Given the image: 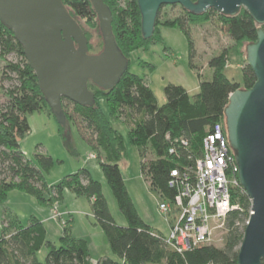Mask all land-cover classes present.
Wrapping results in <instances>:
<instances>
[{
  "label": "trees",
  "instance_id": "16d2710c",
  "mask_svg": "<svg viewBox=\"0 0 264 264\" xmlns=\"http://www.w3.org/2000/svg\"><path fill=\"white\" fill-rule=\"evenodd\" d=\"M102 1L110 10L111 31L119 51L128 61L127 69L111 90H101L88 82L87 88L94 97L91 106L75 105L61 98L67 126L58 125V132L66 139L69 123L75 124L79 135L96 153L100 171L125 219V226H119L111 217L101 184L91 177L87 169H78L49 185L43 172L52 167L51 157L35 154L36 163L21 152L19 141L29 131L28 115L36 112L52 115L21 45L1 22L0 59L3 65L0 69V90L5 99L0 102V204L5 202L11 191L24 193L44 207L60 202L65 190L86 198L96 224L116 256V260L100 257L94 264H236L238 246L250 211V202L244 192L240 188L231 190V204L236 208L227 216V234L222 248L198 246L183 253L175 252L164 244L163 237L148 226L136 211L119 170L124 152L123 139L110 121H117L122 116L129 119L126 136L141 157L142 179L161 199H172L175 191L168 186L170 171H183L193 166L201 155L203 138L214 125H220L226 135L223 111L229 94L237 89L250 88L255 79L246 61L241 69L240 83L227 78L224 74L227 51L222 49L207 63L212 70L211 79L199 80V91L192 99L181 86L167 84L163 87L165 102L158 106L144 80L129 72L131 53L160 42L159 27L179 29L191 53L193 44L189 27L196 20L210 21L212 17H217L220 30L235 46L244 45V48L256 40L258 28L264 31V24L256 25L243 9L233 17H226L211 9L193 15L180 6L178 16L161 21L160 8L153 35L144 40L140 34L136 0ZM61 2L77 24L78 19L84 20L89 25H96L99 31L89 0ZM82 32L89 53L88 36ZM9 56L13 60H7ZM4 83L9 84L7 88H4ZM100 99L106 104L107 116L99 107ZM144 147L149 149L152 158L145 157ZM170 150H173L172 153ZM11 220L13 222L7 224L9 228L3 227L0 234V264H91L86 241L72 237L66 228L62 231L59 245L55 246L47 241L45 228L39 221L32 219L27 225H22L13 217ZM43 246L47 252L41 263L36 254Z\"/></svg>",
  "mask_w": 264,
  "mask_h": 264
},
{
  "label": "water",
  "instance_id": "95a60500",
  "mask_svg": "<svg viewBox=\"0 0 264 264\" xmlns=\"http://www.w3.org/2000/svg\"><path fill=\"white\" fill-rule=\"evenodd\" d=\"M97 17L102 49L88 53L84 33L61 0H0V22L12 31L33 71L48 109L59 126H67L61 98L75 105L91 106L88 82L111 90L128 66L112 31L111 13L102 0H89ZM140 34L153 35L160 8L178 5L200 15L211 9L226 17L245 10L258 26L264 24V0H136ZM245 61L254 76L246 90L229 94L224 123L229 147L238 167V182L249 199L250 211L238 246L236 264L264 262V31L246 44Z\"/></svg>",
  "mask_w": 264,
  "mask_h": 264
},
{
  "label": "rangeland",
  "instance_id": "374dc122",
  "mask_svg": "<svg viewBox=\"0 0 264 264\" xmlns=\"http://www.w3.org/2000/svg\"><path fill=\"white\" fill-rule=\"evenodd\" d=\"M179 14L180 8L178 5L164 6L161 10L160 20L173 18ZM78 24L88 36V43L91 46L89 53L97 54L100 52L102 41L97 26L89 25L80 19H78ZM218 24V19L215 16L210 21L200 19L190 24V38L193 44L191 53L183 33L177 28L168 27H159L160 42L152 43L144 49L131 53L129 72L144 80L153 92L158 106L165 102L163 87L167 84L181 86L188 92L189 98L192 99L199 91V80L211 79L212 70L207 63L212 57L218 55L222 49L227 51L224 74L230 80L240 83L241 69L245 65L244 45L235 46L220 30ZM7 60H13V57L9 56ZM2 65L3 62L0 59V69ZM8 85V83L3 84L4 88H7ZM4 99L0 90V102ZM98 104L107 116L105 102L100 99ZM70 107L67 104V108L70 109ZM27 121L29 131L19 141L20 150L28 160L33 162H36L35 154L51 157L52 167L43 172L47 184L53 185L64 176L72 174L78 169H87L93 179H99L98 173L95 172V169L100 170L97 155L90 150V147L79 135L75 124L69 123L66 139H63L58 132V125L53 117L48 116L45 112L32 113L28 115ZM110 123L123 139L124 152L119 162V170L136 211L141 219L155 232L162 237H166L167 224L157 206L162 199L156 192L150 190L147 183L142 179L140 172L141 157L138 154V149L130 145L127 140L129 119L122 116L117 121L111 119ZM143 153L147 159L152 158L148 148L144 147ZM99 182L111 217L119 226H125V219L120 213L104 177ZM72 197L78 201H74ZM60 202L61 206L59 202H54L48 207L49 221L44 224L47 230V241L58 246L62 231L66 228L73 237L89 241V259L90 263L94 264L96 254L98 255L103 251V247L107 246V242L91 214L90 203L86 198L77 197L67 190L63 192ZM38 207L44 208L43 213H40L41 217L46 215L47 208L38 205L34 198L19 191H11L4 204H0V214H2V217L0 216V228L1 226L2 228H9L7 224L13 222L10 213L17 214L18 221L22 222V225H26L24 223H27V218L33 215L35 217L39 216ZM54 213L56 217H54ZM70 219H73V221L69 222ZM63 222L65 224L62 226ZM1 231L2 229H0V234ZM225 236L224 234L221 242L215 241L212 246L222 248ZM46 252L45 246L38 251L36 258L39 262H44ZM108 255V258L116 260V256L110 250Z\"/></svg>",
  "mask_w": 264,
  "mask_h": 264
},
{
  "label": "built area",
  "instance_id": "2783aa9c",
  "mask_svg": "<svg viewBox=\"0 0 264 264\" xmlns=\"http://www.w3.org/2000/svg\"><path fill=\"white\" fill-rule=\"evenodd\" d=\"M237 175L238 167L226 135L220 125H214L203 138L201 155L193 166L170 171L168 186L175 194L157 205L169 226L164 244L183 253L221 242L227 233V216L236 208L231 204V190L243 191Z\"/></svg>",
  "mask_w": 264,
  "mask_h": 264
},
{
  "label": "crops",
  "instance_id": "0c3cea01",
  "mask_svg": "<svg viewBox=\"0 0 264 264\" xmlns=\"http://www.w3.org/2000/svg\"><path fill=\"white\" fill-rule=\"evenodd\" d=\"M186 91V90H185ZM187 92V91H186ZM187 94H188V92H187ZM95 172H97L98 173V178L99 179H96V181H100V180H102V178H103V175H102V173H101V171L100 170H96L95 169ZM91 174V173H90ZM100 183V182H99ZM72 199H74L73 197H72ZM74 201H78V200H76V199H74ZM4 204V203H3ZM2 204V205H3ZM59 205L61 206V202H59ZM3 207V206H2ZM5 208V207H4ZM47 208V212H46V215H44L43 217H41V215H40V213H43L42 211L44 210V208H42V207H38L37 208V212L39 213V216H36L35 217V215H33L32 217H30V218H27L28 220H27V223H24V224H28V222H30V220H32V219H35V220H37V221H39L42 225H43V227L45 228V231H46V236H47V230H46V227H45V222H48L49 220V217H48V207H46ZM6 212H10V211H6ZM11 217H13V218H15V219H17V220H19V217H18V215L17 214H15V213H10L9 214ZM0 216L2 217V214H0ZM140 216V215H139ZM0 217V218H1ZM141 217V216H140ZM70 221H73V219L71 220H69V222ZM20 223H22V222H20ZM167 224V223H166ZM148 225V224H147ZM121 226H123V225H121ZM149 226V225H148ZM0 229H2V226H1V228ZM154 230V229H153ZM69 231V230H68ZM155 231V230H154ZM168 231H169V226H168V224H167V234H168ZM69 234H70V231H69ZM166 234V235H167ZM71 235V234H70ZM72 236V235H71ZM73 237V236H72ZM75 238V237H74ZM163 238H165V237H163ZM105 239V238H104ZM85 241H86V243H87V245H88V249H90L89 248V241L87 240V239H84ZM106 241V240H105ZM106 243V242H105ZM106 245V244H105ZM110 249H109V247H108V245L107 246H104L103 247V251L102 252H100V253H98V255L96 254V261L100 258V257H104V256H106V257H109V255H108V251H109ZM90 251V250H89ZM89 255H90V252H89ZM95 261V262H96Z\"/></svg>",
  "mask_w": 264,
  "mask_h": 264
}]
</instances>
